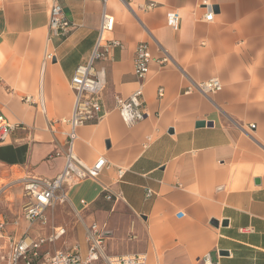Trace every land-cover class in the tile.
I'll return each instance as SVG.
<instances>
[{"label":"crops","instance_id":"1","mask_svg":"<svg viewBox=\"0 0 264 264\" xmlns=\"http://www.w3.org/2000/svg\"><path fill=\"white\" fill-rule=\"evenodd\" d=\"M54 1L0 0V115L12 126L0 144V180L9 183L63 171L70 126L62 121L75 103L70 81L98 38L101 0H60L72 25L64 37L50 30ZM150 3L155 8L144 12ZM107 8L115 26L105 39L120 46L96 63L106 75L103 117L77 130L75 153L88 165L104 156L110 167L67 188L66 205L84 229V245L76 238L74 245L85 255L87 228L97 223L109 257L204 264L210 254L218 264H264V0H110ZM144 41L153 60L139 82L134 60ZM157 44L169 63H158ZM213 78L222 91L186 93ZM140 85L147 115L127 126L116 99ZM105 186L121 198L107 201Z\"/></svg>","mask_w":264,"mask_h":264},{"label":"built area","instance_id":"2","mask_svg":"<svg viewBox=\"0 0 264 264\" xmlns=\"http://www.w3.org/2000/svg\"><path fill=\"white\" fill-rule=\"evenodd\" d=\"M103 11L98 38L90 60L79 65L70 81L71 90L75 95V103L72 117L62 121L70 126V131L66 134L67 151L65 153L66 163L63 171L54 179H44L27 177L22 179L23 208L22 215L30 224L29 229L34 225H46V211L54 208L58 203L67 202V188L74 184L86 180H96L106 169L110 167L108 160L104 156L93 164L88 165L82 161L75 153V143L78 139L77 130L88 122H99L103 117V92L106 87V75L103 69H96V63L106 61L111 48L120 46L114 40L105 39V35L112 33L115 26V17L108 11L110 0H101ZM60 0H55L50 9V30L56 36H66L72 27L66 19ZM155 8V3H150L142 7L144 12H149ZM214 13L211 11L205 15L206 22H212ZM178 13L171 16V24H177ZM161 53L158 63L161 65L171 61L167 51L157 44ZM153 60L151 54V43L144 41L139 43L136 48L134 60V75L139 82H144L150 71V62ZM143 85L133 92L129 97H117L116 110L127 126H133L141 122L146 117L143 106ZM223 85L218 78L210 79L205 83H192L186 93L197 91L205 96L216 94L222 91ZM163 90L159 91L161 95ZM255 126H250L253 129ZM12 131V126L0 115V144L5 143ZM125 170L118 169L117 176L121 180ZM103 195L107 201H118L121 197L114 193L111 186L103 187ZM150 194V192L148 193ZM86 205L85 202H82ZM183 217L184 213H179ZM6 228L5 218L0 217V239L3 238L2 232ZM67 234L62 227L53 228L48 238H31L28 233L19 240L11 242L7 256L3 257L5 264H96L100 261L103 264H147L146 256L127 255L119 257H109L105 254L106 233L103 227L97 223L92 224L86 231V239L89 244L87 253L83 255L78 245H74L66 251H56L51 254L45 251L49 244H54ZM204 264H218L212 260L210 254L203 259Z\"/></svg>","mask_w":264,"mask_h":264},{"label":"rangeland","instance_id":"3","mask_svg":"<svg viewBox=\"0 0 264 264\" xmlns=\"http://www.w3.org/2000/svg\"><path fill=\"white\" fill-rule=\"evenodd\" d=\"M24 178V175H16L14 181L10 183L7 180H0V213L4 216L7 225L6 230L2 232L4 237L0 239V264H5L3 257L7 256L11 242L19 240L26 233L30 237H35L37 234H50L54 227L63 226L67 230V235L45 248V251L51 254L55 251H66L73 247L77 241L83 244L84 229L66 203L57 205L46 214V225L39 226L37 224L29 229L30 224L22 215L24 202L21 184Z\"/></svg>","mask_w":264,"mask_h":264},{"label":"water","instance_id":"4","mask_svg":"<svg viewBox=\"0 0 264 264\" xmlns=\"http://www.w3.org/2000/svg\"><path fill=\"white\" fill-rule=\"evenodd\" d=\"M207 125H208V124H207ZM205 126H206V123H205V122H199V123L197 124V127H198V128H200V127H205ZM209 126H212V125L210 124ZM215 224L218 225L217 222H215Z\"/></svg>","mask_w":264,"mask_h":264}]
</instances>
